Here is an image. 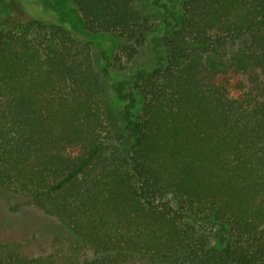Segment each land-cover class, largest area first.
Masks as SVG:
<instances>
[{
	"label": "trees",
	"instance_id": "obj_1",
	"mask_svg": "<svg viewBox=\"0 0 264 264\" xmlns=\"http://www.w3.org/2000/svg\"><path fill=\"white\" fill-rule=\"evenodd\" d=\"M69 1L149 62L120 76L73 27L0 26V191L69 232L0 241V264H264V0Z\"/></svg>",
	"mask_w": 264,
	"mask_h": 264
},
{
	"label": "rangeland",
	"instance_id": "obj_2",
	"mask_svg": "<svg viewBox=\"0 0 264 264\" xmlns=\"http://www.w3.org/2000/svg\"><path fill=\"white\" fill-rule=\"evenodd\" d=\"M180 1L169 0L174 8L178 7ZM147 11L156 21L161 18L155 10L148 8ZM33 19L73 27L81 37L93 39L99 48L107 47L112 52L114 66L120 76H128L137 67L149 62L150 53L147 51L129 60L122 52L124 42L119 38L87 32L77 9L69 0H0V26ZM113 114L116 120L120 119L118 108L113 110ZM56 235L67 236L69 232L55 217L27 204L23 197L0 191V241H23L24 251L36 256L51 251V242Z\"/></svg>",
	"mask_w": 264,
	"mask_h": 264
}]
</instances>
